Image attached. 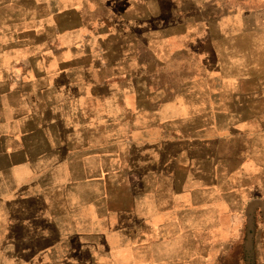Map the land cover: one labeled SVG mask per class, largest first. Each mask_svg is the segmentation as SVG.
I'll list each match as a JSON object with an SVG mask.
<instances>
[{
    "label": "crops",
    "instance_id": "obj_1",
    "mask_svg": "<svg viewBox=\"0 0 264 264\" xmlns=\"http://www.w3.org/2000/svg\"><path fill=\"white\" fill-rule=\"evenodd\" d=\"M241 245L264 264V0H0V264Z\"/></svg>",
    "mask_w": 264,
    "mask_h": 264
},
{
    "label": "trees",
    "instance_id": "obj_2",
    "mask_svg": "<svg viewBox=\"0 0 264 264\" xmlns=\"http://www.w3.org/2000/svg\"><path fill=\"white\" fill-rule=\"evenodd\" d=\"M232 260L228 261L227 264H255V263H247L246 251L243 246H239L231 251Z\"/></svg>",
    "mask_w": 264,
    "mask_h": 264
},
{
    "label": "rangeland",
    "instance_id": "obj_3",
    "mask_svg": "<svg viewBox=\"0 0 264 264\" xmlns=\"http://www.w3.org/2000/svg\"><path fill=\"white\" fill-rule=\"evenodd\" d=\"M261 1H262V0H261ZM254 255H255V254H253V252H251V254H250L251 259L253 258Z\"/></svg>",
    "mask_w": 264,
    "mask_h": 264
}]
</instances>
